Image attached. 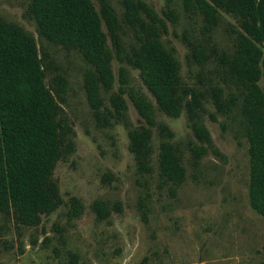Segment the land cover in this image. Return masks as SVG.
I'll return each instance as SVG.
<instances>
[{
    "label": "rangeland",
    "instance_id": "374dc122",
    "mask_svg": "<svg viewBox=\"0 0 264 264\" xmlns=\"http://www.w3.org/2000/svg\"><path fill=\"white\" fill-rule=\"evenodd\" d=\"M91 1L98 10V0ZM143 1L165 24V30L159 26V38L179 61L181 88L201 95L196 118L209 131L206 152L197 161L191 155L189 144L199 142L185 109L175 118L166 115L138 70L116 59L112 61L115 84L111 90H101V111L114 112L110 96L121 85L119 69L123 68L128 78L122 85L126 120L111 117L108 125H98L84 89V73L91 65L78 50L39 33L27 13L30 0H0V17L31 35L39 52H49L58 65L57 71H47L46 82L57 72L67 78L58 120L68 124L67 137L74 145L53 170L62 199L55 210L29 227L17 226L11 216L0 215V264H69L71 254L77 257L74 264H140L145 257V264H264V217L252 209L248 199L243 90L218 61L220 54L230 57L235 49L237 18L219 9L217 24L206 31L202 16L187 12L183 0ZM109 3L121 20V0ZM119 36L126 51L136 44L133 31L125 24ZM191 45H200L208 54L203 64L191 60ZM213 89L220 91L227 104L224 111L216 109ZM129 90L144 95L154 106L148 172L138 171L129 150L128 127L143 123L128 98ZM162 142L177 145L181 151L185 175L180 185L160 174ZM72 196L79 199L82 211L69 218ZM95 200L109 209L106 218H97L91 207Z\"/></svg>",
    "mask_w": 264,
    "mask_h": 264
},
{
    "label": "trees",
    "instance_id": "16d2710c",
    "mask_svg": "<svg viewBox=\"0 0 264 264\" xmlns=\"http://www.w3.org/2000/svg\"><path fill=\"white\" fill-rule=\"evenodd\" d=\"M30 0L27 13L47 40L65 48H74L91 65L84 73L86 99L100 126L111 117L125 121L126 99L122 96L127 72L119 69L120 86L110 96L113 113L101 111V90L115 84L112 61L125 62L139 72V78L153 96L158 108L170 117L185 109L192 120L191 129L199 144L191 142L189 150L197 161L205 152L209 131L197 120L201 95L194 89L181 88L179 61L161 42L159 26L163 20L143 0H121L123 16L119 20L109 0ZM187 12H198L206 31L218 22V10L237 18L234 28L235 49L230 57L220 54L218 61L243 90L242 113L246 121L248 142L250 206L264 217V0H183ZM121 24L133 31L136 44L126 51L119 30ZM208 57L200 45H191L190 58L201 65ZM58 65L46 50L39 49L34 38L14 23L0 17V215L11 216L17 226H36L41 216L61 203L57 183L53 180L56 163L73 149L68 140L70 128L58 120L59 103L65 99L67 78L55 73L48 82V70ZM128 98L143 123L128 127L129 150L140 172L150 170L152 154L151 127L155 124L154 106L137 92ZM188 97V100L184 99ZM214 105L224 111L227 104L220 91L212 90ZM158 163L161 176L180 185L184 180L181 151L177 145L162 142ZM97 218L104 219L109 209L101 200L91 204ZM82 204L69 198L67 216L78 217ZM144 217V213L142 212ZM47 238H45L46 241ZM20 248V253H22ZM75 254L69 264L76 263ZM146 257L140 264H145Z\"/></svg>",
    "mask_w": 264,
    "mask_h": 264
}]
</instances>
